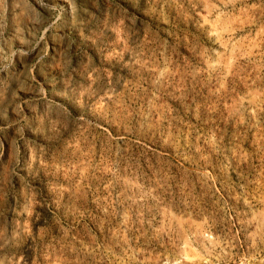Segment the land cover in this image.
I'll list each match as a JSON object with an SVG mask.
<instances>
[{
	"label": "rangeland",
	"instance_id": "obj_1",
	"mask_svg": "<svg viewBox=\"0 0 264 264\" xmlns=\"http://www.w3.org/2000/svg\"><path fill=\"white\" fill-rule=\"evenodd\" d=\"M0 264H264V0H0Z\"/></svg>",
	"mask_w": 264,
	"mask_h": 264
}]
</instances>
